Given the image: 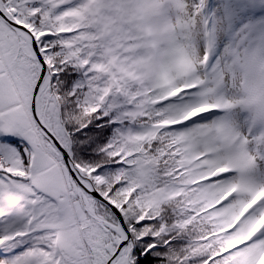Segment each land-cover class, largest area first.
I'll use <instances>...</instances> for the list:
<instances>
[{
  "label": "snow or ice",
  "instance_id": "obj_1",
  "mask_svg": "<svg viewBox=\"0 0 264 264\" xmlns=\"http://www.w3.org/2000/svg\"><path fill=\"white\" fill-rule=\"evenodd\" d=\"M0 264H264V0H0Z\"/></svg>",
  "mask_w": 264,
  "mask_h": 264
}]
</instances>
